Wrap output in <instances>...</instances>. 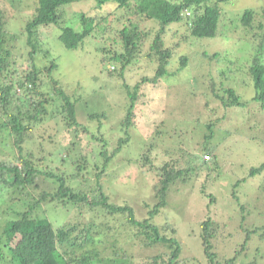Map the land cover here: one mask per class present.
I'll return each instance as SVG.
<instances>
[{
    "label": "rangeland",
    "instance_id": "1",
    "mask_svg": "<svg viewBox=\"0 0 264 264\" xmlns=\"http://www.w3.org/2000/svg\"><path fill=\"white\" fill-rule=\"evenodd\" d=\"M9 1H12V4ZM91 2L92 0H80L65 8L64 19L68 21L69 26L78 29L80 23L75 19V12L82 10L89 15ZM263 5L264 0H229L228 3L221 5V20L233 21L249 8L257 13L258 7ZM35 6V0H6V3L0 0L4 21L7 22L9 29L16 32L24 20L32 14ZM18 9L26 14L18 16ZM104 10L113 12L111 16L108 13L105 19V22L107 21L110 25L109 28L112 29L106 36L109 40L108 44L113 43L114 49L117 50L122 48L119 30L123 27L124 17L131 18L133 24L141 29L152 30L156 27L154 22L137 14L133 2L120 9H116L109 3L104 6ZM12 14L17 18L15 19ZM256 16L258 17L259 14ZM237 22L235 20L233 23L236 26L234 32L228 31L227 28L224 31V28L219 26L217 36L213 39L193 38L186 30V26L181 23L169 25L163 37L164 48L171 49L167 67L168 75L161 79L158 86L140 90L135 103L136 117L127 129L120 128L119 124L127 114L128 105L126 104L130 100L126 98V93L119 91L118 84L126 81L133 87L139 82L144 72L153 75L155 67L147 71L145 68L150 65L132 62L123 73L125 80L108 78L100 64L101 57L96 50L95 53H91L92 46L88 49L82 47L77 50H67L58 40L55 32L52 31L51 35L48 33L47 38H44L47 48L52 49L51 53L57 60L58 68L49 75L44 71V80L50 82L52 88L58 89L60 84L67 94H73L75 98L81 97L85 103L90 102L87 111L94 108L98 110L99 107L92 103H100L102 106L99 111H103L108 121L101 127H97L95 123L89 124L87 121L89 118L81 112L77 116V122L87 126V132H82L79 128L67 130V126L58 113L61 103L56 101L50 85L45 84L38 90L42 91L43 96H34L33 100L35 104L42 100L49 115L42 122L32 124L31 131L24 134L21 145L23 154L33 155L36 167L44 172L51 169L52 173L65 172L66 174L76 173L75 165L71 162L78 158L75 157L76 155H85L87 160L85 175L88 182L84 184V189L91 194V188L96 186V180H99L102 191L110 203L118 206L128 205L138 221L146 219L149 208L153 207L156 201L154 186L159 181L162 166L169 164L168 166L170 168L174 166L175 170L199 166V162L190 164L186 162L189 156L202 154L204 140L202 136H198V130L203 129L202 132L206 131L207 135L208 132L204 126L206 118H215L214 113L220 117L223 111L219 103H214L211 88L208 86H217L221 81V72L229 65L227 58L237 61L236 70H238L246 66L247 57L253 53V44L248 39L251 35L245 32ZM228 25L230 26L229 23ZM241 41L249 44L245 45ZM147 43L142 47L145 52L148 50ZM101 45L102 43L98 42L95 48ZM15 52H18L17 58L25 53L22 49ZM212 53H218L220 56L209 60L208 55ZM228 54L231 58L227 56ZM181 55L188 59L186 67L182 69L179 64ZM38 65L42 68L43 62ZM25 68L24 66L18 69L22 71ZM230 71H232L231 81L241 79L235 69ZM50 78H54L59 84L53 85ZM2 80L5 81V78ZM94 89L96 91H93ZM235 90L240 96H243L242 91L249 96L254 93L249 86L239 90L235 88ZM49 96H51L50 99ZM14 104L19 105V103ZM25 105L26 103H22L23 108ZM215 108L216 112L213 111ZM10 110L12 108H7L5 111L8 113ZM24 110L32 114V111L27 112V108ZM239 110L241 112H233L232 109L227 119L221 122L225 126L215 128L213 138L208 140V145L215 146L218 163L216 175L213 173V176L207 178L206 172L200 170V167L196 175L195 173L182 175L174 185L170 186L166 206L153 219V223L160 228L161 235L172 237L171 228L176 230L174 236L181 243L180 264H208L198 237L200 223L206 220L207 216L217 225L211 244L212 252L216 255L218 262L224 264L236 254L235 264H264V173L248 177L250 168L258 167L264 162V116L255 103ZM5 111L0 112V158L18 164L17 148L10 135L9 125L6 123L8 116L4 115ZM252 127H254L253 130H251ZM228 129L230 131H226ZM125 131H127L126 135ZM157 131L159 132L155 134ZM91 134L108 140V153L116 146L119 138H129V143L112 159L105 174L99 178L96 176L98 170L93 165L99 162L96 155L100 143L91 140ZM151 143H153L152 147L148 148ZM67 154L69 156L66 159L69 160H60ZM144 156L148 158L147 161L143 159ZM203 159L208 160V157L204 156ZM239 179H244V182L240 183L235 191L239 204H243L246 209L245 212L238 208L239 204L237 205L231 196L233 183ZM48 183L50 182H46ZM43 185L39 187L42 188ZM201 185H205L206 195L200 193ZM209 194L216 197L215 205L209 206L207 197ZM87 210L85 206L68 210L59 208L58 212L50 209L46 216L57 223H71L86 219ZM65 211L68 214H65ZM90 212L95 211L90 210ZM5 217L6 213L0 214V226ZM115 223L116 228L122 232L119 240L121 246L129 248V243L134 242L132 248L134 257H149L170 251L167 245L144 246L141 231L132 225L129 226L126 221L125 224L122 222V225L119 221ZM248 229L256 232H252L246 239ZM133 233L137 237L129 238Z\"/></svg>",
    "mask_w": 264,
    "mask_h": 264
},
{
    "label": "trees",
    "instance_id": "2",
    "mask_svg": "<svg viewBox=\"0 0 264 264\" xmlns=\"http://www.w3.org/2000/svg\"><path fill=\"white\" fill-rule=\"evenodd\" d=\"M79 1L35 0L36 6L32 14L28 15L29 17L26 18L28 20H24L23 24L19 26L18 32L8 28L0 9V112L12 108L8 113L5 111L4 115L8 116L6 123L9 125L10 135L17 148L16 159L19 164L0 158V214L6 213L4 222L0 226V264H180L181 243L174 236L176 230L171 228L172 237L161 235L160 228L153 223V219L166 206L170 186L174 185L182 175L189 173L196 175L199 167L200 170L206 172L207 178L216 175L218 163L216 162L215 146L208 145V140L213 138L215 128L225 126L221 122L227 119L228 114L232 113V109L233 112H241L239 108L255 103L264 116V5L258 7L257 13L251 8L245 9L242 15L235 19L243 30L251 35L248 39L253 44V53L247 57L246 66L238 70H236L237 61L228 54L227 56L231 60L227 58L229 65L221 72L222 77L219 81L221 84L208 86L211 88L214 103H219L223 111L220 117L214 113L213 117L215 118H206L204 126L208 132L207 135L206 131L202 132L203 129L198 130V136H202L204 140L203 147L201 145L202 154L191 155L186 162L187 164L199 162V166L194 168L188 166L175 170L174 166L170 168L169 164H164L161 168L159 181L154 186L155 204L149 208L148 217L138 221L130 206H118L110 203L102 191L99 180H96V186L91 188V194L87 189H84V184L88 182L87 175H85L87 161L85 155H76L75 157L78 158L71 162L75 165L76 173L66 174L65 172L52 173L51 169H48L50 172H44L36 167L33 155L25 156L23 154L21 145L24 134L31 131L32 124L42 122L49 115L42 100H37V104L33 100L34 96H43L42 91H38L42 86L50 85V82L44 80L43 73L46 71L49 75L53 71H57L58 68L57 60L52 56V49L47 48L44 37L47 38L48 33L51 35L55 32L58 40L67 50H77L82 47L88 49L92 46L91 53H95L96 50L101 57L100 64L108 78L115 77L125 80L123 73L132 62L150 65L145 68L147 71L155 67L153 75L142 72L144 75L133 87L126 81L118 84L119 91L126 93V98L128 97L130 100L126 104L128 105L127 114L119 124L120 128L127 129L135 120V103L140 90L158 86L161 79L168 75L167 67L171 49L164 48L163 42L167 27L174 23H181L186 26L191 37L213 39L217 36L219 26H222L224 31L225 28L228 31H236V26L233 25L235 20H221V5L228 3L229 0H92L89 15L82 10L75 12L76 18L73 17L80 23L76 29L68 25L64 16L66 15L65 8ZM130 2L135 4L138 15L154 22L156 27L152 30L141 29L133 24L131 18L124 17L123 27L119 30L122 48L117 50L114 49L113 43L108 44L109 40L106 35L112 29L109 28L108 22H105L109 12L104 10V6L111 3L116 9H120L127 7ZM3 3H6V0H3ZM9 3L12 4V1ZM17 14L23 16L26 13L18 9ZM102 14L105 15L102 16ZM112 14L113 12L109 13V16ZM257 14H259L258 17ZM98 42H101L102 45L95 48ZM146 42H148V50L145 52L142 47ZM241 43L249 44L245 41H241ZM20 49L24 50L25 55L17 58L16 53L18 52L15 51ZM219 56L218 53H212L208 55V59H215ZM42 62L41 68L38 63ZM187 62L188 59L181 55L179 58L180 69L186 67ZM24 66L25 70L18 69ZM230 69H235L240 74L239 81L230 80L232 76ZM3 78L5 81L2 80ZM50 81L53 82V85L59 84L54 78ZM59 86L60 88L57 89L50 85V88L54 92L56 101L61 103L58 113L67 126V130L79 128L82 132H87V126L77 122V116L81 112L87 115L89 124L95 123L97 127H101L108 121L105 119L103 111H99L102 106L100 103H92L99 107L98 110L94 108L87 111L90 102L85 103L81 97L75 98L73 94H67L64 87L60 84ZM248 86L254 90L251 96L245 94L244 91L241 92L244 97L237 94L235 88L239 90ZM95 89L93 91H96ZM142 95L144 96V94ZM50 98L51 96H49ZM146 98L149 99L148 96ZM139 102L143 104L142 101L139 100ZM145 102L149 103L150 101ZM14 103H19V105ZM22 103H26L24 107L27 108V112L32 111V114L25 112ZM213 111L216 112V108ZM124 133L126 135L127 131ZM90 139L100 143L98 151L96 150L99 162L93 165L98 170L96 176L99 178L105 174L112 159L129 143V138H119L110 153H108L109 143L105 137H94L91 134ZM152 145L153 143L149 144L148 148H151ZM68 156L69 154L60 160H69L66 159ZM204 156L208 157V160L203 159ZM144 157L143 159L147 161L148 158ZM211 165H213V169ZM263 173L264 162L258 167L250 168L248 177ZM46 182L50 183L46 184ZM242 182L244 179L233 183L231 196L237 205L239 201L235 190ZM42 184L44 185L40 188L39 185ZM204 188L205 185H201L199 191L206 195ZM207 197L209 206L215 205L216 197L213 194H209ZM3 206L5 207L2 208ZM80 206L88 208L86 219L81 221L57 223L54 219L46 216L50 209L53 212H58L59 208L68 210ZM238 208L242 212L246 211L243 204H239ZM90 210L95 212L91 213ZM65 214L68 213L65 211ZM115 221L121 222V225L126 221V224L141 231L144 237V246L167 245L170 251L149 257H134L132 252L134 242L129 243V248L121 246L119 240L122 237V232L116 228ZM216 226L213 220L207 216V219L201 222L199 227L198 237L208 264H221L212 252L211 240L215 235ZM252 232L250 229L246 230V239ZM136 237L137 235L133 233L129 238L135 239ZM236 259L235 254L224 264H235Z\"/></svg>",
    "mask_w": 264,
    "mask_h": 264
}]
</instances>
